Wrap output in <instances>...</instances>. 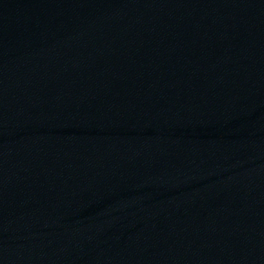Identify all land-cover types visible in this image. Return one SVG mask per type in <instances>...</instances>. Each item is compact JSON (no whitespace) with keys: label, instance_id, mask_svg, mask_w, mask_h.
Returning a JSON list of instances; mask_svg holds the SVG:
<instances>
[{"label":"water","instance_id":"1","mask_svg":"<svg viewBox=\"0 0 264 264\" xmlns=\"http://www.w3.org/2000/svg\"><path fill=\"white\" fill-rule=\"evenodd\" d=\"M0 264H264V0H0Z\"/></svg>","mask_w":264,"mask_h":264}]
</instances>
